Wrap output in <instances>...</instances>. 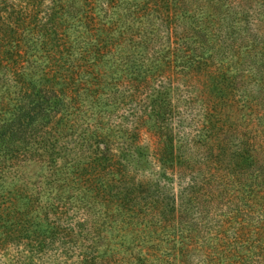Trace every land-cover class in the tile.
Returning a JSON list of instances; mask_svg holds the SVG:
<instances>
[{"label":"trees","instance_id":"trees-1","mask_svg":"<svg viewBox=\"0 0 264 264\" xmlns=\"http://www.w3.org/2000/svg\"><path fill=\"white\" fill-rule=\"evenodd\" d=\"M172 66L202 100L194 140L113 143L126 78ZM177 240L264 264V0H0V264H188Z\"/></svg>","mask_w":264,"mask_h":264},{"label":"rangeland","instance_id":"rangeland-1","mask_svg":"<svg viewBox=\"0 0 264 264\" xmlns=\"http://www.w3.org/2000/svg\"><path fill=\"white\" fill-rule=\"evenodd\" d=\"M100 65L102 63H98L94 67V73L100 71ZM104 68L106 69V67L103 66V71ZM85 75L84 79L87 80L88 72ZM126 79L127 81L124 82L123 90L125 94L119 98V106L112 107L113 112L111 111V114H106L109 116V123L102 129V132L110 136L113 143L119 137L120 133L118 130L121 125L123 127L120 130L122 132L126 130L127 134H130L134 129H139L143 140L142 143H148L151 151L153 149L155 151L157 141L160 138H166L165 134L169 138H172L173 144L177 146V124L181 129L184 128L185 132L189 133V138L193 137L196 125L202 127V119L204 118L202 113L203 105L201 104V97L197 94L196 86L194 85L195 80L183 75L177 66L156 71H146V73L141 72L140 74L130 75ZM253 86V83H250L247 87L251 88ZM248 98L251 99L253 96H248ZM153 107L159 109L161 116L151 119L148 115H151ZM88 121L99 122L100 120L99 117L93 115ZM53 124L55 125V121ZM110 127L113 129L111 132L108 129ZM159 134L160 137L158 136ZM192 140H194V137ZM59 142L70 153V156L79 153V150L85 147L84 140L76 132L69 133L68 136ZM165 143H167V140ZM156 161L154 159V162ZM173 165L175 167L174 169L177 170V175L173 179V183L167 185L168 191L167 194H164L166 197L163 200V206L168 202L166 198H171L168 196L170 192H176L177 221H179V216H181L185 206H187L185 197L191 196L189 190L191 173L188 169L178 166L176 163ZM153 171H158L157 164L153 165ZM178 234L179 232L177 233V239H180V235ZM216 240L214 239L215 242ZM180 249H188L189 252L187 255L180 254V256L178 254ZM177 251V261L179 259H186L188 260V264H196V260L200 261L198 264H207L206 260L214 257L219 252L213 251L211 242H204L202 244L198 240H191L190 242L177 240ZM212 254L215 255L212 256ZM211 263L215 264V260Z\"/></svg>","mask_w":264,"mask_h":264}]
</instances>
